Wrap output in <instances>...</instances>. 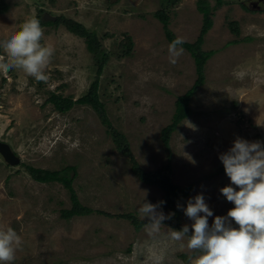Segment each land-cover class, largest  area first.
Masks as SVG:
<instances>
[{
  "label": "rangeland",
  "instance_id": "rangeland-1",
  "mask_svg": "<svg viewBox=\"0 0 264 264\" xmlns=\"http://www.w3.org/2000/svg\"><path fill=\"white\" fill-rule=\"evenodd\" d=\"M5 1L9 11L0 15V40L37 18L39 8L42 21L47 14L79 22L109 51L122 34L131 37L132 56L110 58L100 77L99 97L138 166L145 173L162 168L167 153L160 130L170 123L176 98L193 86L196 74L186 50L176 64L169 63L170 43L154 17L160 0ZM257 1L222 0L214 11L202 46L204 52H214L205 64V84L192 95L188 118L170 135L167 176L177 187L191 189L182 207L204 195L213 212L210 226L215 216H226L234 207L220 192L231 181L219 155L237 137L264 142V11L262 4L256 13L241 6L250 9ZM196 2L181 0L169 10V29L186 43H193L201 29ZM229 21L238 23L239 37L230 32ZM41 27V43L55 49L47 83L22 70L0 72V141L20 159L11 167L0 158V226L12 227L23 240L13 264H190L192 252L163 234L169 228L164 221L162 234L149 237L144 225L135 231L127 219L118 218L132 214L142 221L139 207L144 201L157 204L163 193L136 178L90 107L75 105L61 114L46 103L52 92L80 97L96 69L82 39L62 27ZM26 165L51 171L75 166L73 188L80 203L108 216L62 219L60 210L70 208L68 192L58 183L34 182ZM179 220L191 230L193 222L182 210Z\"/></svg>",
  "mask_w": 264,
  "mask_h": 264
},
{
  "label": "clouds",
  "instance_id": "clouds-1",
  "mask_svg": "<svg viewBox=\"0 0 264 264\" xmlns=\"http://www.w3.org/2000/svg\"><path fill=\"white\" fill-rule=\"evenodd\" d=\"M261 1L256 3L260 7L262 4L264 9ZM43 38L40 20L30 18L13 35L0 40L3 50L0 72L22 70L37 82L47 83L46 69L55 49L42 44ZM184 43V38L178 36L169 44V63L176 64L184 54ZM219 159L231 181V185L221 188L220 192L234 207L226 216H215L210 226L208 218L213 212L204 195L198 194L188 199L186 207L177 205L193 222L191 234L187 224L180 230L167 228L163 234L181 249L186 247L190 252L199 253L194 258L189 257L190 264H264V142L237 137ZM164 203L144 201L138 209L141 220L148 219L144 229L149 237L161 235L166 228L162 222L174 216V213L166 215L158 210ZM232 221L238 227H233ZM22 243V237L12 227L0 226V264H13Z\"/></svg>",
  "mask_w": 264,
  "mask_h": 264
},
{
  "label": "trees",
  "instance_id": "trees-1",
  "mask_svg": "<svg viewBox=\"0 0 264 264\" xmlns=\"http://www.w3.org/2000/svg\"><path fill=\"white\" fill-rule=\"evenodd\" d=\"M181 0H160L159 9L154 13L155 19H157L162 26L163 34L165 39L171 43L176 37L169 29V10L175 8ZM214 6H210L206 0H197L196 11L201 15V29L196 40L193 43H184L182 47L186 50L194 61L196 80L193 86L182 96H178L174 102V112L172 114L170 123L162 128L159 133V139L166 151L167 162L166 164L153 172L145 173L135 161L129 144L125 139L124 135L113 128L110 123L104 104L100 101L99 97V84L102 72L107 65L111 57L116 60H122L132 56L133 42L128 34H122V38L118 41L113 42L112 50L105 49L102 45V40L97 34L79 22L72 19H68L61 16H57L54 22L42 21L40 19L44 11L39 8L37 19L40 20L41 26L48 27H62L68 33L83 40L87 52L93 59L95 66V77L88 86V89L77 99H73L70 96H62L58 93H50L47 102L52 105L56 112L61 114L67 113L75 105L88 106L98 116L101 123L106 127V132L112 139L116 150L127 160L130 170L136 176V178L147 186H153L161 190L163 197L159 201L165 203L161 205V210L174 213L171 219L164 221V224L169 228L180 230L182 225L180 224V213L181 209L177 205L184 203L185 198L188 197L190 187L179 188L174 185L167 176L170 171V148L169 140L170 135L177 129L179 123L188 118L190 114L189 103L194 92L205 84L204 68L206 62L214 54L213 51L204 52L202 46L204 43V37L208 31L212 28V18L214 11L219 9L223 2L222 0H215ZM47 4L51 5L54 0H47ZM242 8L251 13H256V10H250L243 5ZM9 11V5L5 0H0V15H3ZM264 11V9L262 10ZM230 32L235 37L240 36L239 25L236 21H229L227 23ZM1 50V49H0ZM26 174L36 183L39 184H52L58 183L68 192V198L70 202L69 209L60 210V217L64 220H71L73 218L86 217L93 213L106 215L107 214L99 211H94L89 207L82 205L76 195L73 188V181L76 178L75 166H65L60 170H44L40 168H34L30 165H26ZM158 201V202H159ZM118 218H124L129 221L135 231H139L141 227L146 223L145 221L138 220L132 214L121 215ZM233 227H238L235 222L232 221ZM189 229V235L191 234ZM199 253L192 252L191 257H196ZM180 257L187 262L188 258L186 255H180Z\"/></svg>",
  "mask_w": 264,
  "mask_h": 264
},
{
  "label": "water",
  "instance_id": "water-1",
  "mask_svg": "<svg viewBox=\"0 0 264 264\" xmlns=\"http://www.w3.org/2000/svg\"><path fill=\"white\" fill-rule=\"evenodd\" d=\"M263 7H264V0H263ZM260 6L253 2L251 3L250 10H260ZM56 20L55 17L49 16L47 14L43 15V21H52L54 22ZM0 158L2 161L7 164L8 166L14 167L17 166L20 162L19 157H17L13 151L11 150L10 146L4 142L0 141Z\"/></svg>",
  "mask_w": 264,
  "mask_h": 264
},
{
  "label": "flooded vegetation",
  "instance_id": "flooded-vegetation-1",
  "mask_svg": "<svg viewBox=\"0 0 264 264\" xmlns=\"http://www.w3.org/2000/svg\"><path fill=\"white\" fill-rule=\"evenodd\" d=\"M257 2H258V4L262 3V1H261V0H258Z\"/></svg>",
  "mask_w": 264,
  "mask_h": 264
}]
</instances>
